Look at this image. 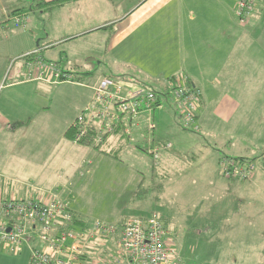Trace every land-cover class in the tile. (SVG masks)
Masks as SVG:
<instances>
[{
    "label": "crops",
    "instance_id": "crops-1",
    "mask_svg": "<svg viewBox=\"0 0 264 264\" xmlns=\"http://www.w3.org/2000/svg\"><path fill=\"white\" fill-rule=\"evenodd\" d=\"M79 4L93 5L97 10L105 8V13L92 12L87 22L79 21L82 25H77L76 30L51 27L46 33L32 29L0 31V38L10 45V49L3 50L0 39L1 195L45 204L56 195L75 214H80L72 209L66 192H71V186L74 188L90 172L94 158L101 161L102 158L96 157L91 146L74 144L63 134L92 99L93 86L101 77L112 76L108 72L123 79L131 76L143 79L153 69L159 72L167 69L168 83L174 85L177 83L174 74L181 70L179 80L184 77L201 91L199 130L209 132L219 121L234 122L229 128V139L234 145L227 149V156L264 162V0H257L244 25L236 19L237 0H69L51 9L61 11L64 16ZM52 11H42V14ZM2 12L0 9L1 16ZM8 12V9L4 11ZM6 20L0 24L1 30L9 18ZM24 26L25 23L22 26L25 30ZM75 40L82 43L79 50L87 42L88 48L70 53L64 45ZM151 44L160 45L159 50L156 47L151 57L139 63L136 55H145L142 46ZM110 55L116 63L108 65L106 70L103 62H108ZM36 59L43 60L45 67L36 65ZM50 64L68 72L75 80H55ZM158 75L162 77V72ZM133 82L143 85L138 79ZM54 87L58 90H53ZM55 91L59 92L58 96L53 95ZM70 94H73L72 100L68 98ZM60 101L66 107L62 108ZM52 109L57 112L55 117L50 115ZM148 116L143 112L131 119L124 118L129 137L116 142L117 147L121 153L125 140H136L143 149L149 140L169 142L171 148L157 160L152 159L154 165L166 166L172 151L183 150L181 143L171 140L180 135L192 136L178 131L179 114L169 102L164 101L152 113L156 125L152 136L146 132ZM238 130H243V135ZM249 152L260 155H244ZM210 155L215 164L222 156ZM77 175L82 176L80 180ZM220 183L228 184L235 197H254L259 195L255 184L264 190V172L254 173L249 182L225 179ZM260 195L264 196V191ZM251 246L259 247L260 254L262 248L263 253L264 237L262 242ZM28 253V259L22 255L13 258L0 254V260L7 264H29V249Z\"/></svg>",
    "mask_w": 264,
    "mask_h": 264
},
{
    "label": "rangeland",
    "instance_id": "rangeland-1",
    "mask_svg": "<svg viewBox=\"0 0 264 264\" xmlns=\"http://www.w3.org/2000/svg\"><path fill=\"white\" fill-rule=\"evenodd\" d=\"M15 2L16 0H0V9L3 11L4 18L7 15L4 11ZM19 4L28 9L35 4V1L21 0ZM92 12L101 15L105 13V8L97 10L93 5L82 4L69 10L64 16L61 11H52L43 15L41 10L33 8L27 11L28 16L19 18L21 24L25 23V30L22 29L21 24L20 28L15 27L13 21L10 20L0 31L12 33L20 30L28 32V29H32V31L46 33L51 27H58L56 30L61 31L68 28L76 30L77 25L79 27L82 25L79 21L87 22ZM56 17L60 18L58 19L60 23L56 21ZM36 40L37 38L35 42ZM78 40L71 41L64 47L73 54L88 48L86 41L87 43L79 50L82 43ZM1 42L3 50L10 49V45L4 39H1ZM29 43L26 46H29ZM108 43L111 44L110 37ZM148 47L149 50H147ZM156 47L159 50L160 45L159 47L153 44L142 46L141 51L145 55H136L139 63L151 57ZM8 55L11 57V54ZM5 57V54L1 56L3 61ZM13 60L19 61L18 58ZM103 63L107 70V66L115 64L116 59L110 55L108 62ZM161 72L162 77L158 75ZM161 72L157 68L153 69L143 79L135 76V81L138 79L147 89L162 95V102L173 104L167 95H163L171 87L168 85L170 74H167V77V69ZM108 73L125 89L127 86L133 88L140 85L132 81L134 79L132 76L123 79L118 74ZM179 73L181 74V70L178 69L174 74L177 82ZM138 75L141 74L138 72ZM53 90L58 89L54 87ZM70 90L75 91L72 87ZM61 91L65 93L63 89ZM223 93L225 92L222 90ZM53 95L58 96L59 92L55 91ZM72 97L73 94H70L69 100H72ZM61 98L65 100L63 96ZM60 106L64 108L66 104L60 101ZM52 110L50 115L55 117L57 112ZM178 118V131L187 132L192 138L180 135L175 140H171L173 143H181L183 150L181 152L172 151L166 166L154 165L150 156L137 149L136 140H125V143H122L124 148L118 154V159H110V157L92 151L96 157L100 156L97 158H102V161L94 158L90 172L85 174L82 181H78L74 188L71 186V192H66L65 197L71 201L72 209L80 213L79 216L89 227L96 222L117 224L121 218L155 217L159 219L176 241L180 264H264L262 248H260V254L259 247L251 246L252 243L262 242L264 237V196L260 195L264 190L255 184L254 188L259 195L239 198L231 193L232 188L229 189L228 184L226 187L220 183V181L225 182L226 178L220 175L218 162L223 156L228 155L227 149L234 145V142L229 139V128L234 125V122L227 124L219 121L213 130L207 132V130H199V126L197 131L191 128L184 130L181 127L184 123L180 117ZM172 130L173 128L170 131L171 134H173ZM238 132L243 135V130H238ZM115 144L113 147L119 146ZM209 148L213 151H208ZM234 151L231 153L234 154ZM211 153L222 155L217 164L213 162L214 158L210 155ZM258 154L260 155L259 152L255 154L249 152L244 155L256 157ZM255 160L258 161V158ZM252 161L255 163L253 174L260 170L264 172V166H262L264 162ZM77 177L80 180L82 176L77 175ZM229 184L231 186L232 183ZM139 188V197H137L135 194ZM0 254L16 257L3 250H0ZM111 254H113L112 240H102L97 243L88 264L101 258H108ZM20 255L23 259H28V249L25 248ZM0 264L7 263L0 260Z\"/></svg>",
    "mask_w": 264,
    "mask_h": 264
},
{
    "label": "built area",
    "instance_id": "built-area-1",
    "mask_svg": "<svg viewBox=\"0 0 264 264\" xmlns=\"http://www.w3.org/2000/svg\"><path fill=\"white\" fill-rule=\"evenodd\" d=\"M257 0H237L236 16L244 24L253 11ZM20 16L13 17V25L20 26ZM22 26L24 23L21 24ZM36 65L45 67L43 60ZM53 76L58 81H74L69 73H62L50 64ZM167 95L173 102L184 130H198L197 116L201 91L186 82L183 77L176 84H169ZM158 94L145 86L127 89L109 77H101L93 86V96L74 120V138L79 141L92 132L91 146L104 141L116 124L124 118L149 114L146 130L153 135L156 125L152 113L163 102ZM163 99L162 95H159ZM169 142L156 143L149 140L146 153L157 160L161 152L170 149ZM220 175L226 179L249 182L253 176V164L243 159L223 156L218 162ZM111 239L113 254L95 260L92 264H180L176 241L166 226L155 217L125 218L117 224L96 222L87 230L74 224L72 210L56 195L48 203L33 200H17L12 195L0 194V249L11 255H20L29 249V264H88L98 242ZM91 249V251H89Z\"/></svg>",
    "mask_w": 264,
    "mask_h": 264
},
{
    "label": "trees",
    "instance_id": "trees-1",
    "mask_svg": "<svg viewBox=\"0 0 264 264\" xmlns=\"http://www.w3.org/2000/svg\"><path fill=\"white\" fill-rule=\"evenodd\" d=\"M34 1H35V4L33 6H30L28 9H25L24 6H20L19 2H21V0H16V2L14 4H10V6H8V8H7L9 10V12L6 15V17L4 18V16L0 15V24L5 23L7 21L6 20L7 18H9V21H10L13 17H17V16H23L24 17V16L28 15L27 11L28 10H32L33 8H37L38 10H41V11L45 12V11L50 10L52 7L60 6L63 3H65L66 1H69V0H49V1H46V0H34ZM251 14H252V12H251ZM251 14H250V16H251ZM250 16L248 18H250ZM248 18H247V20H248ZM236 19H237V16H236ZM237 21H238V19H237ZM61 72L62 73H68L66 71H61ZM109 78H111V77H109ZM73 79L75 80L74 77H73ZM172 79L173 78H171V80ZM140 85L141 86H145V85H142V84H140ZM159 95L160 94H158L157 99L159 100V102L160 101L162 102V98H160ZM127 119H130V118H127ZM146 132H147V130H146ZM74 134H75V130H74V125L72 123L66 129V131L64 132L63 135H64V137L66 139L72 141V139L74 138ZM92 135H93L92 132H88L87 137H85L84 139L79 141V145L87 146V147L91 146V143L93 141ZM128 135L129 134H128V131H127V128H126V124L124 123L123 120H120L116 124V126L114 127L112 133L105 136L104 141L101 144H98L97 146H91V147L95 151L99 152L100 154H102L104 156L110 157L112 159H118L119 158L118 154H120V150H119V148L117 146L113 147V144L118 142V141H123L124 139L129 137ZM148 135H149V133H148ZM157 143H162V142H157ZM137 147L146 153V150L143 149L139 144H137ZM235 159L243 160L245 158L237 157ZM246 160L250 161V163L253 164V165L255 164L251 159H246ZM253 168H254V166H253ZM139 191H140V188H139L138 191H136L135 196L139 197V194H138ZM72 213H73V217H74L75 226H78V227H80L83 230H87L89 228V226L86 224V222L84 220H82L81 217L79 215L75 214L73 211H72ZM123 219H125V218H123ZM121 220H122V218L118 221V223L121 222ZM89 251H91V249ZM92 254H93V251H91V254L90 253L88 254L87 259H89V256H91Z\"/></svg>",
    "mask_w": 264,
    "mask_h": 264
}]
</instances>
